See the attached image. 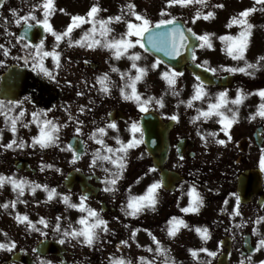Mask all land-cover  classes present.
<instances>
[{"label": "flooded vegetation", "instance_id": "1", "mask_svg": "<svg viewBox=\"0 0 264 264\" xmlns=\"http://www.w3.org/2000/svg\"><path fill=\"white\" fill-rule=\"evenodd\" d=\"M39 0H3V7L0 8V44L9 49V55L4 56L0 50V77L11 66L27 67L35 74L45 79L51 86L53 92L58 96L57 102L52 110L47 113L49 119H54L59 123L68 126L61 129L60 137L64 131L72 129L73 132L67 135L66 140L61 142L64 154L58 157L55 154L51 161L44 163L39 161L37 166L33 165L32 158L25 156L24 152L31 155H40V151L52 149L49 147L40 149L39 146L32 147V137L37 134L38 128L35 123L28 127L18 125L16 135L5 124L4 117L0 115L2 125L0 126V144H7L12 139H23L24 148L14 147L5 149L0 147V174L5 176H15L16 178H26L30 182L55 188L58 193L70 194L74 203H79L81 196L78 185H73L71 190L66 191L63 187V180L70 172H77L87 179V184L93 190L86 201V204L96 209L109 222V233H100V239L95 245L89 247L81 244L78 240L68 239L64 244H60L61 234L53 231L56 223L55 218H48L42 215L49 222V227L36 224L37 228L43 229L47 235L33 231L26 224L20 223L16 219L17 213L24 215L32 213L27 209V204L17 202L13 208L11 201L17 200V193L13 191L10 184L0 187V204L9 203V208H0L3 212L4 221H0V243L14 241L16 248L11 252L0 250V264H39L41 260L51 261V264H109V257L121 256L139 264L141 256L151 260L154 252L147 249H155L156 245L152 239L155 236L161 244L169 250V255L175 264H240L246 257L252 258V264H260L264 261V248L257 251L259 240L264 238V221L256 223L259 217H264V170L260 167V159L264 156V120L257 117L255 120L249 119L252 110L254 113L260 103V98L255 95L256 101L250 102L249 96L238 107V120L230 129L231 139L220 131L218 118L210 120H197L193 122V117L197 116V108H200L201 101H194L192 107L187 106V101L191 99L193 89L187 88L184 78L189 84L198 81L187 71L182 75L184 78L181 84H176L175 88L179 95H173V91L162 76H146L137 84V90L144 97L154 96L162 98L163 107L152 104L147 113L139 111L132 101H126L120 95V87L124 85L119 72H112L111 68L116 67L120 72H128L121 69L126 66L131 69V64L122 60L121 64L108 52V60L93 59L85 54L89 48H81L77 45L68 46L60 44L58 51L62 53V66L57 72V80L51 81L33 70L31 60L26 65L23 57L28 55L33 49L25 48V44L36 45L40 43L38 33L33 32V36L25 40L19 39V31L23 25H16L12 10L15 9L18 15H26L33 10V5ZM132 3V2H131ZM226 3V4H225ZM135 11L137 3L134 1ZM208 11H215L216 16L220 14L219 9L214 8L216 4H225L229 8L228 0H208ZM126 5V4H125ZM224 5V6H225ZM198 7V6H197ZM207 8L203 9L206 11ZM37 16L41 18V12L37 10ZM64 13L57 11L51 16L53 22L59 18L67 20L66 24L57 23L54 28L63 31L71 22ZM261 24L264 26V12H260ZM7 19V23H5ZM135 20L134 16L127 13L126 20ZM136 21V20H135ZM35 25L34 22H32ZM125 26L126 25V22ZM65 27L63 28V26ZM53 26V24H52ZM85 30L77 28L72 33L73 39H80ZM11 33L12 35H9ZM264 39V36H262ZM45 47L51 50L55 43L54 38L49 34L44 39ZM201 47V46H200ZM194 51L196 59L193 62L206 68L216 67L213 61V54L217 48L202 47ZM256 45H250L246 53L249 62H255L264 55V44L260 49ZM137 50V46L132 48ZM94 50H97L94 48ZM131 52V51H130ZM19 58V59H18ZM87 61V63H85ZM204 61L208 65L204 66ZM225 62V61H223ZM241 62V61H240ZM48 67H52L51 57L45 60ZM228 66H239L235 61H228ZM243 64V62L241 63ZM132 74L135 70L132 69ZM108 73L111 81V94L105 95L98 91L99 84L96 77ZM230 73L217 72L214 76L222 77ZM232 77L228 87H205L207 96L205 100L214 101L216 96H211L207 89L213 91L227 90L230 98H235L237 89H244L245 92H255L259 88H264V69L256 72L255 76H246L243 73L230 74ZM82 92L83 95H77ZM210 97V98H209ZM209 98V99H208ZM22 101H25L23 99ZM184 101V103H181ZM91 102V103H90ZM208 106L207 101L205 102ZM85 106L86 111L81 113L80 106ZM229 107H237L229 104ZM26 111L25 120L32 119L31 113L35 110L29 104V99L22 104ZM207 108V107H206ZM205 108V109H206ZM14 111H18L15 109ZM155 114L163 124V133L151 129L148 133V141L152 146L145 143L134 149H130L127 157V166L124 170L123 178L119 181V191L115 194L105 192L103 178L105 173L102 167H91L93 153L101 146L95 140L89 139V135L95 131L97 126L104 127L110 122H115L118 131L108 129L105 137L106 143L112 147H118L116 137L127 141L130 138L128 128L132 121H140L145 114ZM69 114L79 120H83L81 125L83 134L75 133L76 121L69 120ZM172 115H177L178 120L170 119ZM230 115V114H228ZM200 134L217 132L215 137H207L202 140ZM77 137L82 140L84 155L73 162L74 152L68 147V140ZM151 138V139H150ZM218 139H224L225 144H218ZM26 150V151H25ZM67 156H66V155ZM181 156L183 159H181ZM162 161V170L165 172L164 187L159 190V202L155 210H147L138 217L126 216L121 210V206L126 204L129 189L132 195H142L148 185L156 180H161L160 171L154 166V160ZM239 160L246 162L238 163ZM28 164L30 171L25 172L20 164ZM51 164L52 168L44 167ZM106 167L111 165L105 164ZM44 168L42 171L41 168ZM155 168V171L149 169ZM33 169V171H32ZM59 169V171H57ZM243 174H247L251 180L246 181L242 188H239V179ZM139 179V183L137 180ZM195 182L198 191L204 196L203 206L198 213H182L180 209L188 203V188ZM98 190V193L95 191ZM44 196V202L54 203L58 197L49 201L47 193L43 188L36 189L33 193L26 189L24 195L19 197L20 201H26L27 197L36 198ZM237 197L239 202H237ZM66 208L67 219L61 220L62 230L69 224L77 227V221L81 216L78 209ZM58 215L57 209H54ZM238 212L239 215L235 213ZM86 215V213H85ZM172 216H177L185 220L187 227H180L177 234L168 235V220ZM41 217L32 220L36 223ZM239 225V227H237ZM196 228H208L210 239L205 241ZM136 229L135 237L132 232ZM253 229H256L253 232ZM7 233V236H5ZM151 233V235L149 234ZM41 240H48L59 243L62 248H53L52 251L36 250L37 244ZM122 240H127V245H121ZM119 245V248H118ZM200 248H207L215 251V257H210L205 252H200ZM198 252L197 258H193L191 251ZM17 257V258H15ZM31 260H29V259ZM163 257L157 259V264H162Z\"/></svg>", "mask_w": 264, "mask_h": 264}, {"label": "snow or ice", "instance_id": "2", "mask_svg": "<svg viewBox=\"0 0 264 264\" xmlns=\"http://www.w3.org/2000/svg\"><path fill=\"white\" fill-rule=\"evenodd\" d=\"M181 6V7H190L198 6L197 10L193 16V23L197 19L203 18L204 20L212 19L216 16L215 11H203V9L208 8V0H166V7L161 10V17L170 16V13L167 11V8L172 6ZM3 0H0V8H2ZM257 6H259L257 8ZM135 4L128 3L126 8L128 14L135 17L137 22L131 20L126 21L127 30L119 37L110 35L113 29L110 25L113 22H120L124 20V15L108 16L107 18H102L99 14L102 11H105L101 8L99 3L93 4L90 7V10L86 15H73L71 17V22L63 31H57L53 28L50 23L51 16L57 11L55 0H39L38 3L33 5V10L29 11L26 15H18L15 9L12 10L13 17L15 18L14 22L16 25L25 26V31L22 36L19 37L20 40H24L27 36V32L34 25L41 26L45 32L49 33L53 38L55 43L52 46V49L49 51L45 47V41L41 40L39 44L28 45L25 44V48L33 49L23 57L24 63L27 65L29 60L34 71H37L38 74L46 77L51 81L57 80V72L62 66V53L57 49L60 46L62 41L67 42L68 46L77 45L81 48L94 49L96 47L107 48L112 57L119 60L122 56L128 53L129 49L136 47L137 45L140 48H143L145 51H148V48L145 46V41L148 45L154 48L156 51H162L165 55L169 57H177L181 55L182 50L188 47L186 41L189 37L185 34L191 33L200 43L201 47L212 48L213 43L211 40L210 33H205L203 35H197L191 28L184 29L177 23V18L171 16V18H161L155 23L146 16L139 14L135 11ZM214 8H222L224 5L216 4ZM40 11L42 13V18L37 16L36 12ZM63 12L64 9H59ZM264 12V0H255V4L252 7L240 11L237 15H234L227 27L232 28L233 25L239 27V32L235 35L225 34L218 37V39L223 43V51L227 56L231 57L233 61H242L243 66H221L220 69L207 66L208 61H204V66L206 71L213 74L217 73L218 70H223L230 74L243 73L246 76H255L256 72L264 69V55H260L255 62H249L246 58V52L249 50L251 37L253 35V29L255 25L250 22V16L257 12ZM5 19V23H7ZM91 24V27L83 33L80 39H73L72 33L74 29L80 28L81 25ZM172 25L167 31H161L162 28ZM9 35H12L9 33ZM0 50H3V55H9V49H7L3 44H0ZM51 57L52 67H48L45 64V60ZM131 61V69L128 72H120L116 67H112V72H119L121 79L124 81V85L120 87V95L126 101H132L138 107L139 111L142 113H147L149 107L152 104H157L163 107L162 98H156L154 96L144 97L137 90V84L140 82L147 74V69L141 67L137 64V61L141 59V56L138 52H133L128 57ZM19 59V58H18ZM192 59L195 60V53H193ZM87 63V61H85ZM160 62L157 61L151 65L152 68H156ZM200 67L201 65H197ZM132 69L135 70V74H132ZM182 73L175 70L165 71L162 73L163 79L167 82L170 88L173 91V95H179V92L176 90L175 86L177 84V77L181 76ZM196 80L198 83L193 85V94L191 99L187 101V106L192 107L194 101H203L207 96L205 90V83L201 77L197 76ZM96 83L99 84L98 91L105 94H111V86L113 82L110 79L108 73H103L96 77ZM77 95H83L82 92H78ZM257 95L260 98V103L257 106L256 111L249 117L251 120H255L257 117L264 120V88H259L255 92H245L244 89H237V94L235 98H230L227 90L220 91L214 101H210L206 109L197 108V116L193 117V122L197 120H210L213 117L218 118V123L221 126L220 131H222L228 139H231L230 129L233 124L238 120V107L244 102L247 96ZM28 98H25V101H15L9 100L7 102L0 100V115L4 117L5 124L10 127L13 136L16 135L18 125L23 127H28L29 124L35 123L38 132L32 137L31 146L37 147L40 149H46L49 147H60V132L62 128L67 127V124L59 123L54 119L47 118V113L44 111H33L31 113L32 119L30 121L25 120L26 111L22 107V104L26 102ZM91 103V102H90ZM184 103V101H181ZM232 104L237 106L235 109L228 108L227 111L231 113L230 115L225 114L226 106ZM18 109V111H14ZM79 111L83 113L86 111L85 106H80ZM171 120L177 121L178 116L172 115ZM69 120L76 121L75 133L77 135L83 134V125L84 121L79 120L76 117L69 114ZM112 129L118 131L117 124L113 121L108 123L104 127L97 126L95 131L89 135V139L95 140L97 144L101 147L97 148L93 153L91 167L100 166L105 173L103 178L104 191L115 194L119 191V181L123 178L124 170L127 166V157L130 149L138 147L140 144L144 143V132L141 128L138 121H132L128 128L130 133V138L125 142L121 140L118 136L115 138L118 147L109 146L106 143L105 137L107 135V130ZM202 140H207V137H215L218 135L217 132H208L206 134H200ZM218 144H225L224 139H218L216 141ZM25 142L23 139H12L7 144H0V147L5 149H12L14 147L24 148ZM72 145H69L71 148ZM79 157L73 155V162H75ZM181 159L183 157L181 156ZM105 164L111 165V167L104 166ZM44 167L52 168L53 165L48 164ZM260 167L264 170V156L260 159ZM43 171L44 168L42 167ZM59 171V169H57ZM149 171H155V168L149 169ZM139 183V179L137 180ZM5 184H10L13 191L17 193V200L11 201V206L14 208L17 202L26 203V201H20L19 197L24 195L26 189H30L35 193L36 189L43 188L47 193L48 200L51 201L54 198L58 197L67 208L78 209L81 213L80 218L78 219L77 227H73L72 224H69L67 228L62 230L61 225V216L56 217V223L53 227V231L61 234V239L59 240L60 244H64L66 240L73 239L78 240L81 244L92 247L95 245L96 241L100 239V233H109L111 230L109 228V222L98 212L96 209L89 207L86 204L88 200L87 195H81L79 198V203H74L71 200L70 194H61L58 193L55 188H49L47 184L40 185L35 182H30L26 178H16L15 176H5L0 174V187H3ZM164 187V181L156 180L148 185L146 191L142 195H132L131 189H129V195L125 205L121 206V210L126 216L138 217L141 213L147 210H155L159 202V190ZM188 203L185 207H182L180 211L182 213H198L200 208L204 203V196L200 191H198V186L195 182L188 188L187 191ZM237 202L239 198L237 197ZM0 207L5 209L9 208V203L0 204ZM86 213V215H85ZM239 215L238 212L235 213ZM16 219L20 223L26 224L28 228H31L33 231L40 232L41 235H47L45 231L41 228H37L36 224L43 225L44 228H48L49 222L44 217H41L36 223H33L29 219L27 214L21 215L17 213ZM264 221V217H259L256 223ZM168 235L175 236L180 227H187L185 220L172 216L168 220ZM239 227V225H237ZM139 229H136L132 232V237L134 238L136 232ZM256 229H253L255 232ZM196 232L201 235V237L207 241L210 239V233L208 228H196ZM151 235V233H149ZM7 236V233H5ZM153 241L155 242V249L149 248L147 251L154 252L155 256L149 260L146 257L141 256L139 258V264H157V259L163 257L162 264H175V261L171 259L169 250L166 249L161 242L155 237L152 236ZM121 245H127V240H122ZM16 248V243L14 241L8 243H0V250H6L11 252ZM119 248V245H118ZM261 248H264V238L259 240L257 251ZM200 252L207 253L210 257H215L216 252L210 251L207 248H200ZM192 257L195 259L198 256L196 250L191 251ZM39 264H51V261L41 260ZM109 264H134V261L121 256H111L109 257ZM240 264H252V258L246 257L240 261ZM260 264H264V261H261Z\"/></svg>", "mask_w": 264, "mask_h": 264}, {"label": "rangeland", "instance_id": "3", "mask_svg": "<svg viewBox=\"0 0 264 264\" xmlns=\"http://www.w3.org/2000/svg\"><path fill=\"white\" fill-rule=\"evenodd\" d=\"M134 1L137 3V9H138V6H139V8L140 7L142 8V10L140 12H137V13L146 16L147 18L152 20L153 23H155L156 21H158L161 18H165V19L171 18V16L178 15L180 13V18L184 19L186 21V23L189 25V27H191L193 30H194V28L198 29V27L196 25H198L200 22H202L204 24V27L200 28V30H197V32H196V30H194L196 32V34H199V35L204 33L206 22H208L207 25L210 28L213 27L212 32L215 36H217L218 34H224V35L225 34H233V35H235L240 30L238 28V26H236V25H233L232 28L227 27V25L229 23L228 22L229 19H227L229 17L228 14L223 15V17L222 16L221 17L215 16L213 23L211 20L210 21H208V20L200 21V19H197L195 21V23H193V16L196 12L197 6H190V7H181L178 5L172 6L170 8H167V11L170 13V16L161 17L160 13H161V10L166 7V0H55V4H56L57 10L64 9V11L62 13H64L65 16H71V17L73 15H86V13L90 10V7L96 3H99L101 8L105 10L99 14L102 18H107L108 16H116V15L123 14L124 20H122L120 22H113L110 25V27L113 29V31L110 35L119 37L121 34L126 32V30H127V26H125V23H124V22H126L125 20H126V16L128 13L126 5L128 3H131V2L133 3ZM228 1H229V4H228L229 9L233 10L232 13L229 12L230 18L233 17L234 15H237L240 11L254 6V4H255V0H228ZM239 8H240V11L238 10ZM257 8H258V6H257ZM223 10H225V9H223ZM206 11H208V8L206 9ZM71 17H69V18L71 19ZM41 18H42V13H41ZM253 18H256L255 24H257L259 19H261L260 11L253 13L251 19H253ZM263 19H264V17H263ZM132 21L137 22L135 20H132ZM50 23L53 24V28H54V26L57 23L66 24L67 20L59 19L57 22H53V20L50 18ZM214 23H215V28L213 25ZM88 25L89 24L81 25L80 29H83V31H84ZM63 27H65V25ZM253 30L257 31V40L255 43L254 40L251 38L250 45H256L257 46L256 49H260L261 45L264 44V39L261 38L262 36H264V28L257 26V29H253ZM207 31L209 32V29H207ZM66 43L67 42L65 40V41H62L60 44H66ZM215 46L217 48L215 49V52H214V55L212 58L213 61H211V62H214L215 65L225 64L226 61L224 59H225L226 53L223 51V47H224L223 43H221L219 45V42L215 41ZM96 49L97 50L90 49L85 55L89 58H93V59H97V60H100V58L104 59V60H108V54L107 53L110 51L107 48H103V47L98 46V47H96ZM133 52H138L141 56V59L139 61H137V64L139 66L147 68L148 66H151L153 64V62L146 55H144L141 51H138L136 49H129L128 53L123 56L124 59L128 63L132 64V61L128 57ZM118 61L121 64V60H118ZM223 61H225V62H223ZM121 66H123V65L121 64ZM215 68L220 69L221 66H216ZM122 69L127 70V71L130 70V68L127 66L125 68H122ZM218 71L225 72L223 70H218ZM150 75L155 76V73H151ZM181 78H178V80H177L178 85L181 84V81H182ZM186 80L187 79L184 78V82L187 85L186 87L189 88L190 90H192L193 85L195 83L193 81H191V83L189 84V82H187ZM200 106L203 107L204 104L201 103ZM251 115H252V113H251ZM47 118H49V116H47ZM1 125H2V120L0 119V126ZM71 132H73L72 129H69L68 131H64L60 137L61 142L65 141L67 135L70 134ZM39 153H40V155H36V154L31 155V154H27V152H24L25 156H30L32 158L34 166H37L39 161H44V163L51 161L50 159H52V157L55 154H57L58 157H62V155L64 154L62 144L60 145V147H56V148H52V149H46L44 151H40ZM1 196L2 195H0V198H1ZM32 198H33L32 200L35 202L36 198H34V197H32ZM38 198L41 199V197H39V196H38ZM40 203H42L44 205L43 211L40 208L41 207ZM40 203H35V204H33V206L31 204V206L33 208H35V209L39 208L38 210H36L39 213V214H37L38 216H42V214H44V215H47L49 219L51 217L56 219L57 216H61L62 217L61 220H65L68 218L66 208H64L60 203L54 202L51 204L50 203L46 204L45 202H43V200ZM54 209H57L58 215H56ZM2 215H3V212L0 213V221H4V219H5ZM30 219L33 220L32 215H31Z\"/></svg>", "mask_w": 264, "mask_h": 264}, {"label": "water", "instance_id": "4", "mask_svg": "<svg viewBox=\"0 0 264 264\" xmlns=\"http://www.w3.org/2000/svg\"><path fill=\"white\" fill-rule=\"evenodd\" d=\"M178 24L182 26L181 23ZM171 27L172 25H168L162 28L161 31H167ZM185 34L189 37L188 41H186L188 47L182 50L181 55L178 58L169 57L165 55V53L162 51H156L154 48L148 45L146 41H145V46L148 48L150 52L154 54H159L161 57L159 55L157 56L164 63L170 64L172 65V67L176 69H181L183 65L189 63L186 66L187 69L191 73H193L194 76L201 77V79L206 84H211V85L223 84L222 82L218 83L216 79H213L210 76V74H208L204 70L191 65L190 53L195 44V40L191 34L187 32H185ZM26 94H30L32 97L31 102L35 105V107H40V108L44 107L45 104H47L48 102H51L53 96V94H50V87L45 83V81L35 78V76L26 69L11 68L4 75L2 79L0 97L17 101ZM144 129L148 132L147 128ZM76 142L77 141H74L72 143L74 147H76L77 145ZM76 180H78L77 176L71 174V176H69L66 181V185L68 187H71ZM47 245H51V244L42 243L40 248H48Z\"/></svg>", "mask_w": 264, "mask_h": 264}]
</instances>
